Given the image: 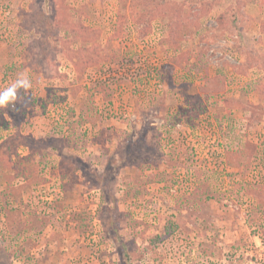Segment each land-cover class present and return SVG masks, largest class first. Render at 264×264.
Instances as JSON below:
<instances>
[{
    "label": "rangeland",
    "instance_id": "1",
    "mask_svg": "<svg viewBox=\"0 0 264 264\" xmlns=\"http://www.w3.org/2000/svg\"><path fill=\"white\" fill-rule=\"evenodd\" d=\"M20 73L0 264H264V0H0Z\"/></svg>",
    "mask_w": 264,
    "mask_h": 264
},
{
    "label": "clouds",
    "instance_id": "2",
    "mask_svg": "<svg viewBox=\"0 0 264 264\" xmlns=\"http://www.w3.org/2000/svg\"><path fill=\"white\" fill-rule=\"evenodd\" d=\"M32 88V83L29 76L25 73H20L17 79L10 86L0 90V108L15 104L18 99L20 90L27 92Z\"/></svg>",
    "mask_w": 264,
    "mask_h": 264
},
{
    "label": "trees",
    "instance_id": "3",
    "mask_svg": "<svg viewBox=\"0 0 264 264\" xmlns=\"http://www.w3.org/2000/svg\"><path fill=\"white\" fill-rule=\"evenodd\" d=\"M18 102V101H17ZM188 118H191V117H188ZM17 138L19 139L20 138V140L22 139V140H26L25 139V137H22L21 135H18L17 134ZM21 140V141H22ZM37 143V142H36ZM32 145V144H31ZM31 145H28V144H24V146L29 150V149H31ZM36 145H39L40 147H42V148H53L51 145H50V143H40V144H36ZM15 178V177H14ZM17 178V177H16ZM21 178H23V177H21ZM24 179V178H23ZM3 206V205H2ZM1 210L3 211V214H4V217H5V219H6V221L7 222H9V221H11V214L12 213H14V212H16V218H17V220H19L18 218H19V211L17 212L16 211V209H12V208H9V207H7V206H3L2 208H1Z\"/></svg>",
    "mask_w": 264,
    "mask_h": 264
}]
</instances>
